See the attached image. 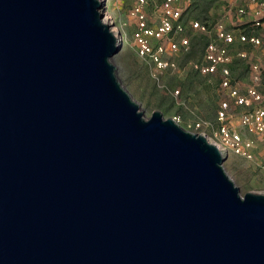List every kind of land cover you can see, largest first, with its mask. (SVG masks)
Listing matches in <instances>:
<instances>
[{
	"label": "water",
	"instance_id": "water-1",
	"mask_svg": "<svg viewBox=\"0 0 264 264\" xmlns=\"http://www.w3.org/2000/svg\"><path fill=\"white\" fill-rule=\"evenodd\" d=\"M97 0H0V264H264V195L153 112Z\"/></svg>",
	"mask_w": 264,
	"mask_h": 264
},
{
	"label": "rangeland",
	"instance_id": "rangeland-1",
	"mask_svg": "<svg viewBox=\"0 0 264 264\" xmlns=\"http://www.w3.org/2000/svg\"><path fill=\"white\" fill-rule=\"evenodd\" d=\"M161 1L148 0L144 7L148 25L152 28L158 25ZM229 1L231 0H186L182 4L178 23H173V30L162 40H149L154 50L158 46L163 47L158 58L161 62H166L167 66L158 71L150 60L137 55L133 42L136 21L129 13L132 1L107 0L106 12L111 19L109 27L116 31L119 45L118 51L110 59L115 67L114 74L145 119L150 118L153 112H160L163 119H173L186 131L205 133L208 137L221 124L216 118L219 103L229 100L227 91L220 87L221 74L218 71L203 76L195 66L203 62L206 47H203V43L209 44L214 39L215 22L221 20L230 29L236 27L235 20H224ZM248 19L249 17L242 18V22ZM195 22L205 26V31L194 28ZM176 25H180L182 30H176ZM261 32L264 33V30H255L256 34ZM181 39H186L188 46L182 47L179 43ZM169 43L176 45V51L170 50ZM237 50L232 51L233 60L228 68L233 84L236 83L244 93L245 87L250 84L249 73L246 60L236 56ZM248 54L252 60L264 64V47L249 48ZM242 111L243 109L231 105L223 123L236 130L244 140L253 141L250 150L252 157L244 159L230 153L222 161V169L238 188L241 197L248 192L264 195V144L240 125L239 114ZM198 121L209 123L210 128L203 127L195 131L193 127Z\"/></svg>",
	"mask_w": 264,
	"mask_h": 264
},
{
	"label": "built area",
	"instance_id": "built-area-1",
	"mask_svg": "<svg viewBox=\"0 0 264 264\" xmlns=\"http://www.w3.org/2000/svg\"><path fill=\"white\" fill-rule=\"evenodd\" d=\"M132 1L129 13L136 21V31L133 34V42L137 48V55L140 58L150 60L156 70L160 71L167 66L166 62H161L158 54L163 47L158 46L155 50L149 40H162L173 30V23H178L181 17L182 4L186 0H162L159 6L160 17L158 25L154 28L148 25V19L144 7L148 0H125ZM100 3L99 12L103 18L109 17L106 12L107 0H97ZM224 20H235L236 27L230 29L219 20L215 22L214 39L207 44L203 53V62L196 64L195 69L203 76L220 72V87L227 91L228 101H221L216 118L221 122L211 131V137L205 133L198 132L207 142L217 148L222 158H226L230 153H234L244 159L252 157L250 152L253 141L244 140L240 134L229 128L224 122L231 105L243 109L239 114L240 125L248 132L257 136L258 141L264 144V64L258 63L249 57L248 49H259L264 47V33L256 34L255 30H264V0H234L228 3ZM249 17L242 22V18ZM102 18V19H103ZM109 24L111 19L109 17ZM176 30H182L180 25H176ZM193 27L205 31V26L197 22ZM182 47L188 46L186 39L180 40ZM170 50L176 51L175 44H168ZM234 49L236 56L246 60L249 73L250 84L245 87L244 93L240 91L237 84L232 82L228 65L233 60ZM173 67V64H171ZM203 127L210 128L209 123L198 121L193 129L198 131ZM195 134V133H193Z\"/></svg>",
	"mask_w": 264,
	"mask_h": 264
},
{
	"label": "bare ground",
	"instance_id": "bare-ground-1",
	"mask_svg": "<svg viewBox=\"0 0 264 264\" xmlns=\"http://www.w3.org/2000/svg\"><path fill=\"white\" fill-rule=\"evenodd\" d=\"M102 22L104 23V24H106V25H109V17H104L103 19H102ZM116 31H114V29L112 30V33H113V35H114V37L116 38V41H117V37H116V33H115ZM117 43V42H116Z\"/></svg>",
	"mask_w": 264,
	"mask_h": 264
},
{
	"label": "crops",
	"instance_id": "crops-1",
	"mask_svg": "<svg viewBox=\"0 0 264 264\" xmlns=\"http://www.w3.org/2000/svg\"><path fill=\"white\" fill-rule=\"evenodd\" d=\"M234 2V0H231V1H229V3L231 4V3H233ZM262 31V30H261ZM262 33V32H261ZM229 72H230V70H229ZM248 80H249V78H248Z\"/></svg>",
	"mask_w": 264,
	"mask_h": 264
},
{
	"label": "trees",
	"instance_id": "trees-1",
	"mask_svg": "<svg viewBox=\"0 0 264 264\" xmlns=\"http://www.w3.org/2000/svg\"><path fill=\"white\" fill-rule=\"evenodd\" d=\"M205 44H207V43L204 42V43H203V47L207 46V45H205Z\"/></svg>",
	"mask_w": 264,
	"mask_h": 264
}]
</instances>
